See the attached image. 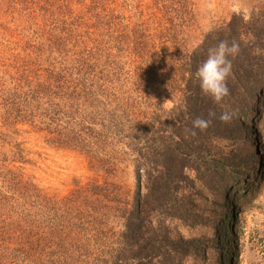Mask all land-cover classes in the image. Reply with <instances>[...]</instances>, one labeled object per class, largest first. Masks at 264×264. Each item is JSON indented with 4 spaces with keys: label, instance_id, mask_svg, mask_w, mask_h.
<instances>
[{
    "label": "trees",
    "instance_id": "16d2710c",
    "mask_svg": "<svg viewBox=\"0 0 264 264\" xmlns=\"http://www.w3.org/2000/svg\"><path fill=\"white\" fill-rule=\"evenodd\" d=\"M90 1L72 27L71 5L50 6V13L65 15L48 32L55 57L35 72L32 100L46 106L41 131L84 152L106 179L59 199L1 161L0 264H206L209 250H220V236L208 245L175 237L168 221L213 226V212L207 217L197 204L209 200L205 191L226 201L247 196L252 174L241 170L251 162L242 116L259 117L264 106V88L254 95L264 75V4L249 16L233 15L189 53L182 38L186 1L179 8L139 4L132 11L119 0ZM221 41L237 43L240 51L230 57L229 95L217 104L201 92L195 72ZM67 45L71 56L63 52ZM70 108L92 111L78 117ZM225 111L232 113L229 122L219 119ZM210 112L216 115L207 129L192 135L193 120L209 119ZM130 165L133 201L113 180ZM224 224L225 244L230 231ZM210 262L216 263L213 256Z\"/></svg>",
    "mask_w": 264,
    "mask_h": 264
},
{
    "label": "rangeland",
    "instance_id": "374dc122",
    "mask_svg": "<svg viewBox=\"0 0 264 264\" xmlns=\"http://www.w3.org/2000/svg\"><path fill=\"white\" fill-rule=\"evenodd\" d=\"M35 1L0 0V162L7 163L8 168L19 169L26 180H30L44 195L61 199L69 196L78 186H84L96 179L104 181L106 178L94 170L91 159L84 152L64 148L60 142L54 143L53 137L41 131L43 110L46 106L42 103L39 106L33 103L35 83L33 76L39 66H46L47 62H50L49 58L55 57H51L53 53H50L48 47L50 36L48 32L53 30L52 25H59L56 22L65 14L50 13V6L53 7L54 2L58 7L64 4L71 5L73 13L66 10V16L69 21L68 27H72L80 21L83 4H90L91 1ZM182 1L119 0L121 3L119 5L127 4L128 10L132 11L139 4L143 5L144 9L168 3L177 8ZM184 1L186 3L182 9L185 10L184 24L187 25L182 38L186 41L184 45L189 53L194 52L208 32L228 23L233 15L243 13L249 16L253 8L264 4V0ZM41 7L45 12H41ZM175 17L179 18L177 15ZM82 20L84 21L83 18ZM55 29L59 32L64 28ZM69 51L71 49L67 45L63 52L71 56ZM260 87L264 88V75L255 86V98L258 97ZM121 92L122 90L119 94ZM166 106L170 107L172 103ZM75 108H70L67 112L80 117L81 113L92 111L87 108ZM259 110V117H253L251 112L242 116L251 162L241 170L248 169L252 174L247 196L235 200L234 195L231 200L226 201L220 193L213 195L205 191L209 200L199 201L197 204L200 205L199 209L205 212V216L208 217L213 212V226L194 228L190 223L180 220L168 221L175 237L198 238L204 245H208L215 233L220 236V250L210 249L209 261L206 260V264H211L212 256L215 258V264H264V106ZM153 112L155 111L151 110L148 113ZM17 147L23 150L24 160L20 162L22 155ZM120 148L122 149L117 146L115 149L119 151ZM119 159L131 161L132 157L120 156ZM113 180L121 182L123 190L128 193V198L133 201L137 189L133 166L123 167V173L115 175ZM231 213L232 215L228 217L227 214ZM220 214L223 215L222 218H219ZM226 221L230 233L224 244ZM114 224L117 225L116 230H123L118 222ZM232 251L235 252L234 256H231ZM220 252L230 257L224 260L220 257Z\"/></svg>",
    "mask_w": 264,
    "mask_h": 264
},
{
    "label": "clouds",
    "instance_id": "9594fccd",
    "mask_svg": "<svg viewBox=\"0 0 264 264\" xmlns=\"http://www.w3.org/2000/svg\"><path fill=\"white\" fill-rule=\"evenodd\" d=\"M239 51L240 48L237 43L233 42L230 45L227 41H221L216 47L209 49L207 58L196 69L195 78L199 82L201 92L210 96L217 104L229 95L227 81L232 72L230 57L235 58ZM215 115L214 112H210L209 119L198 117L193 120L192 135L196 134L195 129L201 131L207 129L211 123V118ZM219 119L222 122H229L232 119V113L222 112Z\"/></svg>",
    "mask_w": 264,
    "mask_h": 264
}]
</instances>
